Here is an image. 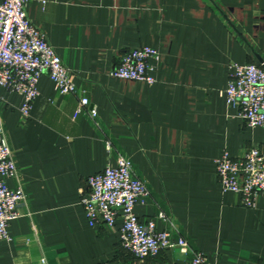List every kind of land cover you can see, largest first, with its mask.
I'll return each mask as SVG.
<instances>
[{"label":"crops","instance_id":"1","mask_svg":"<svg viewBox=\"0 0 264 264\" xmlns=\"http://www.w3.org/2000/svg\"><path fill=\"white\" fill-rule=\"evenodd\" d=\"M27 13L79 93L61 95L44 75L27 119L23 98L0 88V128L19 170L3 183L26 195L0 264H190L179 250L137 260L121 246L122 221L89 225L87 181L119 156L151 194L135 210L141 223L185 238L212 264H264V199L244 208L216 168L225 152L264 150V129L249 128L226 95L231 64L264 67V0H29ZM143 47L159 52L154 84L111 76ZM83 96L95 120L76 116Z\"/></svg>","mask_w":264,"mask_h":264},{"label":"built area","instance_id":"2","mask_svg":"<svg viewBox=\"0 0 264 264\" xmlns=\"http://www.w3.org/2000/svg\"><path fill=\"white\" fill-rule=\"evenodd\" d=\"M29 0H3L0 3V88L23 98L21 114L29 119L39 97L38 84L47 75L61 95L79 93L73 72L50 45L46 34L29 18ZM159 52L150 47L124 53L111 76L121 80L154 84L150 75L151 61L159 60ZM226 89L227 103L239 110L240 118L252 129H264V67L256 64L230 65ZM2 98L0 97V103ZM86 112L95 120L97 111L90 100L81 97L76 116ZM110 152L112 145L107 142ZM217 175L224 192L240 197L246 209H256L264 199V150L251 149L238 159L225 152L216 160ZM19 173L13 150L3 128H0V240L9 241L8 228L19 217V208L26 200L21 187L10 189L4 179H15ZM88 192L83 195L88 223L91 227L104 225L119 229L124 250L137 260L159 257L165 251L179 250L191 254L190 264H212L201 252L194 251L185 238L175 239L171 230L158 231L156 223H141L136 208L150 197L147 186L135 174L130 160L119 156L115 167L87 181ZM160 220L171 224L161 213Z\"/></svg>","mask_w":264,"mask_h":264}]
</instances>
